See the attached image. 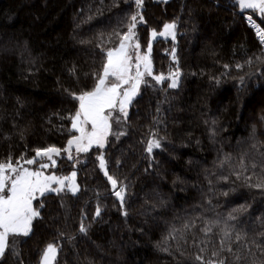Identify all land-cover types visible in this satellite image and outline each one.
I'll list each match as a JSON object with an SVG mask.
<instances>
[{
  "label": "trees",
  "instance_id": "16d2710c",
  "mask_svg": "<svg viewBox=\"0 0 264 264\" xmlns=\"http://www.w3.org/2000/svg\"><path fill=\"white\" fill-rule=\"evenodd\" d=\"M135 12L134 0H0V162L67 147L79 108L71 94L91 90ZM142 14V51L152 29L176 23L177 63L164 39L153 42L151 59L154 76L178 69L179 87L146 77L127 120L113 123L124 135H109L77 169L60 159L57 172L76 169L80 191L38 200L41 218L29 236L10 238L0 264H41L48 243L60 249L55 264H201L195 257L211 259L225 228L242 237L239 264L262 259L252 241L264 242V188L252 185L264 183V42L253 25L264 29V19L237 0H144ZM152 133L161 148L149 153ZM101 154L127 186L123 206L99 168ZM208 224L210 237L201 231Z\"/></svg>",
  "mask_w": 264,
  "mask_h": 264
},
{
  "label": "snow or ice",
  "instance_id": "6c2138e0",
  "mask_svg": "<svg viewBox=\"0 0 264 264\" xmlns=\"http://www.w3.org/2000/svg\"><path fill=\"white\" fill-rule=\"evenodd\" d=\"M166 2V0H164ZM136 12L129 17L126 25V31L115 35L119 39L117 47L109 48L105 53V62L103 63L101 73L91 90L83 91L79 94L71 95L79 102V108L71 119V128L78 135H73L67 141V147L61 149L54 145L43 148L34 149L35 155L32 158L24 159L21 157L13 163L11 158L6 162H0V258H3L15 243L10 239L16 236H29L32 233L33 221L41 218L40 208L43 207L39 203L34 207L33 202L38 198L44 197L46 193H61L64 191L71 192L75 195L80 191V187L76 182L77 173L71 172L70 176H58L56 174H45L44 170L57 165L56 157L62 154L68 160L76 163L80 161L77 156L80 153H87L95 145L98 148H104L109 135H115L116 138L124 135L123 132H112L113 123L120 124L127 120L129 115V107L133 99L139 93L142 83H146L145 76L153 77L157 83H162L166 79L170 80L169 86L176 88L178 86L180 71L170 72L166 77L163 73L153 76V64L151 59L152 43L148 42L144 54L140 53L141 45L136 29L140 24L146 23L142 14L144 0H134ZM241 9L253 10V14L258 10L264 14V0H239ZM251 22V17L249 18ZM264 23V20L261 21ZM257 27L256 25H253ZM177 25L175 22L163 25V30L157 32L155 29L151 31V38L155 40L159 37L176 38ZM257 35L261 42H264V29L257 27ZM131 50V51H130ZM173 59H176L175 51L171 53ZM135 61V62H133ZM251 63V61H248ZM227 67V65L225 66ZM237 68H243V65H236ZM241 82L243 80L241 79ZM264 119V118H262ZM255 132V129H253ZM152 139L147 144V151L151 153L153 149L161 148V140L156 138V134L152 133ZM73 150L76 155H73ZM229 158H225V162ZM20 160L31 166L36 165L35 169L24 167ZM99 168L103 171L104 176L110 182L114 195L118 198L121 205L125 203L127 186L120 184L115 173H110L109 162L103 155L98 157ZM223 166V162L221 164ZM242 171H247V166L243 158L240 161ZM255 168L256 164L253 163ZM241 172H236V178L239 179ZM227 179V177H225ZM251 180V177H246ZM56 185V187H53ZM119 185V186H118ZM254 187L264 188V183L252 185ZM227 195V193H225ZM96 215H100V209L97 207ZM127 215V212H124ZM229 220H234V216H229ZM218 224V222H217ZM195 224L185 223L183 228L190 230ZM79 231L85 233L86 227L81 223ZM179 229L173 228L169 234V238L176 239V233ZM201 231L206 237H210L213 232V225H206ZM264 236V233H261ZM242 237L239 233L233 236L232 230L225 228L218 241L215 250L211 253V259H205L203 255H197L195 259L201 264H239L243 259L238 255L240 241ZM201 244L213 243L211 239L203 240ZM237 245V248L233 247ZM252 245L261 253L262 259L259 264H264V242L252 241ZM249 254H252V248L244 245ZM201 253L205 248L201 247ZM60 249L55 243H48L40 254L41 264H55ZM227 253V255H225ZM250 264H257L256 260Z\"/></svg>",
  "mask_w": 264,
  "mask_h": 264
},
{
  "label": "rangeland",
  "instance_id": "374dc122",
  "mask_svg": "<svg viewBox=\"0 0 264 264\" xmlns=\"http://www.w3.org/2000/svg\"><path fill=\"white\" fill-rule=\"evenodd\" d=\"M160 1H164V0H160ZM168 1H170V0H166V2H168ZM238 1V3H239V0H237ZM242 11H246V10H244V9H241ZM247 10H251V9H247ZM141 11H142V9H141ZM253 11V10H252ZM255 14H257L259 17H261V18H263L264 19V14H261V13H259V11L257 10L256 12H255ZM250 18V17H249ZM254 20L251 18V22H253ZM257 27H259V28H261L260 26H257ZM262 29V28H261ZM175 32H176V34H177V27H176V29H175ZM158 39H164V40H166V41H170V42H172L173 43V46H172V50H171V52H170V58H171V61L174 63V64H176L177 63V57H176V59L174 60L173 59V57H172V55H171V53L173 52V51H175V56H176V52H177V47H176V38H175V40H173L171 37H167V38H164V37H157L155 40H152V38H151V43L153 44V42L154 41H156V40H158ZM131 51V50H130ZM144 52L145 51H142V49L140 48V53L141 54H144ZM133 62H135V61H133ZM176 70H173L172 72H175ZM153 76H154V68H153ZM146 77H150V76H145L144 77V80H145V78ZM180 79H181V75H180V77H179V82H178V86L177 87H179V85H180ZM168 82H169V84H170V80H168V79H166ZM143 84L144 83H142L141 84V86L143 87ZM140 86V87H141ZM176 87V88H177ZM141 93H142V90H140L139 89V93L137 94V96L133 99V101L135 100V99H137L140 95H141ZM133 101H132V103H133ZM132 105V104H131ZM131 105H130V107H131ZM130 107H129V113H130ZM129 116V115H128ZM76 135H78V133H76ZM108 139V138H107ZM106 146H107V141H106V144H105V147L104 148H100V149H105L106 148ZM94 148H98V147H96L95 145H93V147L89 150V151H91L92 149H94ZM88 153V152H87ZM83 154H86V153H80L78 156H77V159L80 161L79 163H76V162H74V161H72V160H70V161H72V162H74L75 163V168L77 169L78 167H79V165H80V163L82 162V159H81V156L83 155ZM73 155L75 156L76 155V153H75V151L73 150ZM101 155H103L104 156V154H101ZM66 158V156L65 155H61L60 157H56V160H57V165H56V167H54V168H52V167H50L49 169H47V170H44L45 171V174L46 175H48V174H56V175H58V176H61V174H59L58 172H57V170H58V168H59V160L60 159H62V158ZM24 167H31V168H33V169H35L37 166L36 165H31V166H29V165H27V164H25V163H21ZM74 170L76 173H77V170ZM71 175V173L68 175V176H70ZM76 182H77V177H76ZM77 184H78V182H77ZM53 187H56V185H53ZM78 193V192H77ZM76 193V194H77ZM47 194H57V193H46L45 195H47ZM75 194V195H76ZM42 197H40V198H38V200H40ZM38 200L37 201H34L33 202V204H34V207L36 206V202H38ZM40 210V209H39ZM35 221V220H34ZM34 221H33V223H34ZM32 228H33V226H32ZM1 259V258H0Z\"/></svg>",
  "mask_w": 264,
  "mask_h": 264
}]
</instances>
